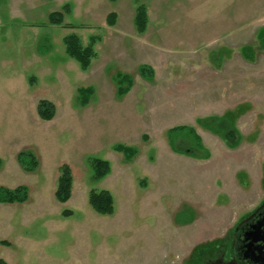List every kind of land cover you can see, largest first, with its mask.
Returning a JSON list of instances; mask_svg holds the SVG:
<instances>
[{
	"label": "rangeland",
	"instance_id": "374dc122",
	"mask_svg": "<svg viewBox=\"0 0 264 264\" xmlns=\"http://www.w3.org/2000/svg\"><path fill=\"white\" fill-rule=\"evenodd\" d=\"M139 3L163 4L174 18L159 23L181 39L141 40L147 57L129 50L131 60L127 21ZM64 4L62 24H50ZM68 34L82 45L96 37L86 70L65 53ZM117 71L132 80L121 96ZM88 85L102 93L83 104L77 88ZM39 99L54 104L52 119L38 117ZM178 125L187 128L172 147ZM20 150L34 153L35 170L19 166ZM90 157L110 171L93 179ZM63 163L72 192L58 202ZM0 185L28 190L25 202L0 204L4 264H227L234 227L264 200V0H0ZM91 188L111 192L112 214L91 208Z\"/></svg>",
	"mask_w": 264,
	"mask_h": 264
},
{
	"label": "trees",
	"instance_id": "16d2710c",
	"mask_svg": "<svg viewBox=\"0 0 264 264\" xmlns=\"http://www.w3.org/2000/svg\"><path fill=\"white\" fill-rule=\"evenodd\" d=\"M61 11H51L47 20L50 24H62L64 19V14L69 12L68 4H64L61 8ZM114 16L113 13H109L107 18ZM146 11L142 3H139L135 9L134 16V25L138 33H142L146 27ZM64 44L65 53L70 57L76 60L79 66L86 70L90 64L93 57H95L96 52L93 48V43L89 42L87 45H82L79 37L75 34L65 35L62 39ZM139 73L142 77L151 79L153 76V69L148 65H140ZM114 81L116 83V94L118 96L124 95L131 87V78L124 73L117 72L114 75ZM92 87H80L77 89L78 98L81 99V102L84 104L88 101L91 93ZM36 112L39 118L43 120H50L55 114L54 104L47 99H39L36 104ZM186 126L178 125L170 127L167 130V137L172 144L173 137L172 134L175 130H186ZM190 133L195 134L194 138L198 144L199 136L192 130H189ZM115 149L119 152H122L125 158H130L135 150L132 147L117 144ZM16 161L19 166L25 171H33L37 168L38 161L34 153L29 150H20L16 154ZM89 164L92 168V178L100 179L105 176L110 171V163L101 158L90 157L88 158ZM72 192V174L70 167L63 163L59 166V174L57 177V183L54 190V198L58 202H66ZM28 198V190L25 185H17L13 188H8L0 185V204H13V203H23ZM88 203L91 208L98 214L108 215L112 214L114 211V199L111 192L107 189L95 190L91 188L88 192ZM70 213L69 210L64 209L61 214L66 216ZM236 226L234 227V229ZM1 244H9L6 241H0ZM0 264H4V261L0 258Z\"/></svg>",
	"mask_w": 264,
	"mask_h": 264
},
{
	"label": "crops",
	"instance_id": "0c3cea01",
	"mask_svg": "<svg viewBox=\"0 0 264 264\" xmlns=\"http://www.w3.org/2000/svg\"><path fill=\"white\" fill-rule=\"evenodd\" d=\"M111 1H113V2H115V0H111ZM95 2H97V1H95ZM144 5V4H143ZM178 5H180V4H178L177 3V5H174V4H172V6H178ZM165 6H167V5H165ZM145 7V6H144ZM136 9V8H135ZM185 10L187 11V8H185ZM145 11H146V27H145V30L142 32V33H138L137 31H136V29L134 28V16H135V10L131 13V15L128 17V21H127V23H128V25H127V27H128V29L130 30V32H134V33H131V35L133 36V39L131 40V37L129 38L128 36L129 35H126V34H124L123 36H122V38H123V40H124V38H127L128 37V40H127V42L128 41H130V42H132L133 43V45H130L129 44V46H126V44L124 45V47H125V50H127L126 51V53H127V55H129L128 53H129V50H132L131 51V53H133L134 52V50H135V53H137V56L138 57H140L141 59L143 58V59H145L146 57H145V55H146V52L144 51V48L141 46V40H145V41H148L149 43L152 41V39H154L155 40V38H158V37H162L163 39H168V40H171V42H175V41H178V40H180L181 39V36H177V35H174V33H169L168 32V30H167V28L166 27H164L163 25H161L160 23H159V21H165L166 22V25H169V26H172L171 25V21H173L172 19L174 18V16H172V15H170L169 13H166L164 10H163V4H159V6L156 4L155 5V8L153 9V8H149V7H145ZM109 13H113V15L114 16H112V17H109V18H107V15L109 14ZM171 17H173V18H171ZM165 18V19H164ZM168 20H170V21H168ZM48 21V20H47ZM105 21H106V23L108 24V25H115V24H118V22H119V20H118V14H116L115 13V11H109V12H107V14H106V16H105ZM151 21H154L155 23V26H156V24L158 23V26L157 27H155L154 29H152L151 28ZM33 25H36V23H34ZM136 39H135V38ZM193 36H187V38H188V40H191V41H193L194 40V38H192ZM93 39H95L96 37H92ZM91 38V39H92ZM63 39V38H62ZM91 40V42L93 43V48H94V50H95V52H96V55H95V57H97L98 56V52H97V50H96V48L94 47V40ZM108 47H109V45H108ZM65 51V50H64ZM141 52H144V54H142ZM95 57H93L92 58V60L95 58ZM127 57H129V59L131 58V60H134V58H132V55H129V56H127ZM92 60H91V62H92ZM109 60H111V59H109ZM140 64L141 65H147L145 62H143V60H142V62H140ZM152 64V63H151ZM123 66V65H122ZM148 66H150L151 67V65L150 64H148ZM124 68H125V66H123ZM81 68V67H80ZM83 70V69H82ZM121 71V70H120ZM120 71H117V72H120ZM117 72H115L114 73V75L117 73ZM122 73V72H121ZM124 74H126V73H124ZM114 75H113V79H114ZM144 78V77H143ZM151 80V79H150ZM132 81V80H131ZM97 84H99L98 82H97ZM102 84V83H101ZM88 86H90V85H88ZM81 87H83V86H81ZM84 87H86V86H84ZM92 87V86H91ZM98 87V85H96V89L97 90H95V89H93V87H92V93L91 94H93V92L95 91L98 95H101V93H99L98 91H102L100 88H97ZM103 87V86H102ZM131 87H132V83H131ZM131 87H130V89L126 92V93H128L129 91H131ZM78 88H80V87H78ZM77 88V89H78ZM104 90V89H103ZM125 93V94H126ZM124 94V95H125ZM117 95V94H116Z\"/></svg>",
	"mask_w": 264,
	"mask_h": 264
},
{
	"label": "flooded vegetation",
	"instance_id": "af4514ba",
	"mask_svg": "<svg viewBox=\"0 0 264 264\" xmlns=\"http://www.w3.org/2000/svg\"><path fill=\"white\" fill-rule=\"evenodd\" d=\"M260 226V239L244 241L252 228ZM227 264H264V200L243 217L233 232V249Z\"/></svg>",
	"mask_w": 264,
	"mask_h": 264
},
{
	"label": "water",
	"instance_id": "95a60500",
	"mask_svg": "<svg viewBox=\"0 0 264 264\" xmlns=\"http://www.w3.org/2000/svg\"><path fill=\"white\" fill-rule=\"evenodd\" d=\"M262 230H260V226L257 225L256 228H252L249 232L246 233L244 241L248 242L249 239L252 243L256 242L260 239V234Z\"/></svg>",
	"mask_w": 264,
	"mask_h": 264
}]
</instances>
